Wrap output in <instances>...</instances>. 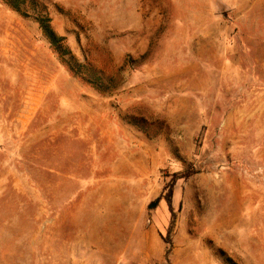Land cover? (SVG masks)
Listing matches in <instances>:
<instances>
[{
    "label": "rangeland",
    "instance_id": "374dc122",
    "mask_svg": "<svg viewBox=\"0 0 264 264\" xmlns=\"http://www.w3.org/2000/svg\"><path fill=\"white\" fill-rule=\"evenodd\" d=\"M38 1L103 89L0 0V264H264V0Z\"/></svg>",
    "mask_w": 264,
    "mask_h": 264
},
{
    "label": "trees",
    "instance_id": "16d2710c",
    "mask_svg": "<svg viewBox=\"0 0 264 264\" xmlns=\"http://www.w3.org/2000/svg\"><path fill=\"white\" fill-rule=\"evenodd\" d=\"M10 9L23 17L31 16L38 24L39 29L48 40L49 44L56 51L58 56L68 68L82 80L96 89H103L101 78L88 65L78 63L64 42V38L56 35L51 19L46 13V7L38 0H2ZM30 12V13H29Z\"/></svg>",
    "mask_w": 264,
    "mask_h": 264
}]
</instances>
